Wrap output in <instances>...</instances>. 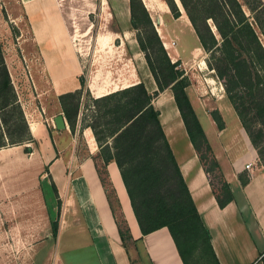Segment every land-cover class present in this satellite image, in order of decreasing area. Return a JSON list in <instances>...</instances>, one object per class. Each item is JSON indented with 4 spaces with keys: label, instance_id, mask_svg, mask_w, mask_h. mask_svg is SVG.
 <instances>
[{
    "label": "crops",
    "instance_id": "obj_1",
    "mask_svg": "<svg viewBox=\"0 0 264 264\" xmlns=\"http://www.w3.org/2000/svg\"><path fill=\"white\" fill-rule=\"evenodd\" d=\"M108 1V5L114 8L118 32H109L108 41L99 44L105 47L110 45L111 40L113 44L120 41L118 50H127L131 70L124 86L121 80L101 85L91 76L87 88L93 96L100 98L143 83L148 94L153 95L158 92V88L148 66L141 59L136 31L131 26L130 0ZM17 3L31 45L49 84L38 96L51 95L56 98L57 104L53 113H46L41 107L27 115L22 95L13 77H10L33 143L0 150V210L13 208L12 178L15 161L13 153L9 154L8 151H16L21 147L30 152L34 145L42 163L49 167L52 179L43 185V192L50 204L52 222H55L52 218L53 210L57 214V200L62 202L56 246L69 233L73 239L70 248L65 249L59 245L57 254L49 251V264H183L167 228L145 236L141 234L120 171L114 162L104 166L100 160L104 167L102 174L94 159L97 155L92 152L91 156L75 164L69 161L70 167L59 155L57 144H64L62 140L67 137L74 141L78 136L80 121L73 135L57 98L81 90L79 79L83 76V68L58 0H17ZM201 65L205 66V62L202 61ZM186 92L192 104L190 89H186ZM152 105L160 113L161 127L201 221L210 234L218 263L264 264V164L259 160L237 117L235 122L227 123L226 113L223 116L221 110L224 126L219 130L210 116L200 114L192 106L232 194L233 200L220 208L210 178L189 139L172 91L167 89L158 92ZM59 115L64 118L66 128L63 131L56 130L55 125L53 127L51 124ZM28 116L31 117L30 121ZM201 118L205 119L206 125L203 126ZM17 155L18 159L24 160L23 153L21 157ZM247 164H251L249 171L245 169ZM22 172L24 169H21ZM241 178L247 179L245 185L241 184ZM26 192L29 193L28 189ZM52 238L48 234L47 242L53 241Z\"/></svg>",
    "mask_w": 264,
    "mask_h": 264
},
{
    "label": "trees",
    "instance_id": "obj_2",
    "mask_svg": "<svg viewBox=\"0 0 264 264\" xmlns=\"http://www.w3.org/2000/svg\"><path fill=\"white\" fill-rule=\"evenodd\" d=\"M165 1L173 16L178 18L180 14L174 0ZM179 1L200 47L208 55L210 67L225 86L229 103L240 118L259 160L264 161L260 151L264 139V46L255 30L256 27L264 37V3L262 0ZM244 7L251 16L246 14ZM130 16L137 43L158 92L172 91L189 139L210 178L213 194L219 207L224 208L233 200L232 194L187 95L188 79L171 63L140 0H130ZM79 81L81 90L58 97L73 135L85 88L83 76ZM158 92L150 95L140 83L93 99L92 122L85 126L82 119L78 130H91L104 166L110 162L117 165L143 236L167 228L183 264H219L210 234L201 221L161 127L160 113L152 105ZM250 110L261 124L257 131L245 121ZM213 119L222 130L220 117ZM28 143H33V139L0 45V150ZM26 152L29 151L26 149ZM246 183L247 179L241 178V184ZM51 228L52 236L56 237L57 222H53ZM120 234L123 236L122 232Z\"/></svg>",
    "mask_w": 264,
    "mask_h": 264
},
{
    "label": "rangeland",
    "instance_id": "obj_3",
    "mask_svg": "<svg viewBox=\"0 0 264 264\" xmlns=\"http://www.w3.org/2000/svg\"><path fill=\"white\" fill-rule=\"evenodd\" d=\"M58 1L73 47L83 68L85 88L81 95L78 121L83 119L85 120L84 125L88 126L92 122L94 113L92 100L97 99L87 88L89 77H95L101 85L121 80L123 82L121 85L124 86L127 84L124 81L129 78L131 70V63L128 60L130 57H128L127 50H118L120 41L113 44L111 40L110 45L105 47L99 44L108 41L109 32H118L114 8L111 4L108 5V0ZM140 1L171 63L175 64L176 70L181 71L188 79L187 90L190 89L193 102L191 105L200 114L210 116L214 123V116L220 117L223 123V117L220 114L222 110L223 116L226 113L227 123L235 122L237 117L242 127L240 118L225 94V86L217 79L215 71L210 67L208 55L200 47L180 1L178 0L179 5L174 0L180 14L178 18L173 16L165 0H151L150 3L145 0V3L143 0ZM244 10L248 16H251L246 7ZM250 21L253 24L251 18ZM209 25L213 33L217 35L211 21ZM255 30L264 46V37L256 27ZM0 45L9 76L13 77L22 95L27 115H31L37 108L40 110L41 107L46 110V113H53L57 104L56 98L51 95L38 96L42 90L49 87V84L39 57L31 45L29 32L17 0H0ZM139 50L141 51L140 48ZM141 59L147 66L143 52ZM202 61L205 62V66L201 65ZM246 115L247 124L252 130L257 131L261 124L255 120L251 110ZM28 118L30 121L31 117L28 116ZM201 122L203 126L206 125L204 118H201ZM263 140H261L260 151L264 158ZM62 141L64 144H57L58 149H55L59 150V155L63 157L68 167L71 165L69 161L75 164L91 156L92 152L97 155L94 159L100 166L99 171L104 173L100 148L90 129H82L74 141L70 137ZM17 149L8 151L9 154L13 153L15 161L12 178L13 208L0 210V264H49L47 259L49 251L57 254L59 245L65 249L70 248L71 240L73 242L72 235L67 234L57 246L56 237L52 238L53 241L47 242V235H52L51 224L54 222L50 219V204L46 199V193L43 192V185L52 181L49 176V167L42 163L34 145L30 152H26L21 147ZM22 153L24 154L23 161L18 159L17 155L21 157ZM71 156L74 157L71 158ZM261 163L264 164V161ZM21 169H24V172L21 173ZM8 180L10 185V177ZM214 182L217 183L216 180ZM27 189L28 194H26ZM61 208L62 202L57 200V214L53 210L52 218L59 227ZM78 258L80 259L79 254Z\"/></svg>",
    "mask_w": 264,
    "mask_h": 264
},
{
    "label": "water",
    "instance_id": "obj_4",
    "mask_svg": "<svg viewBox=\"0 0 264 264\" xmlns=\"http://www.w3.org/2000/svg\"><path fill=\"white\" fill-rule=\"evenodd\" d=\"M53 123L55 125L56 130L58 131H63L66 128L64 118L61 115L55 117V119L53 120Z\"/></svg>",
    "mask_w": 264,
    "mask_h": 264
},
{
    "label": "built area",
    "instance_id": "obj_5",
    "mask_svg": "<svg viewBox=\"0 0 264 264\" xmlns=\"http://www.w3.org/2000/svg\"><path fill=\"white\" fill-rule=\"evenodd\" d=\"M165 46V45H164ZM173 46V45H172ZM46 124H48V123H46ZM51 124H52V126L54 127V123L51 121ZM245 169L246 170H250L251 169V164H247L246 166H245Z\"/></svg>",
    "mask_w": 264,
    "mask_h": 264
}]
</instances>
